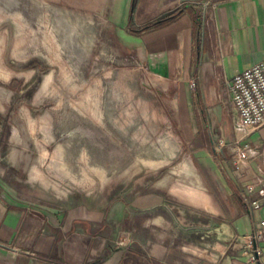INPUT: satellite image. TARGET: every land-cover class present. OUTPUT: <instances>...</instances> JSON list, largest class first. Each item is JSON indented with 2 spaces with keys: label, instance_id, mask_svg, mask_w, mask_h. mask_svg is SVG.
<instances>
[{
  "label": "crops",
  "instance_id": "obj_1",
  "mask_svg": "<svg viewBox=\"0 0 264 264\" xmlns=\"http://www.w3.org/2000/svg\"><path fill=\"white\" fill-rule=\"evenodd\" d=\"M48 1L74 34L97 38L94 50L130 56L135 84L161 102L196 173L188 163V182L154 171L59 200L17 193L7 175L12 117L33 101V81L20 76L28 66L6 60L4 40L0 264H264V121L237 127L230 88L264 59V0ZM235 146L247 152L238 168Z\"/></svg>",
  "mask_w": 264,
  "mask_h": 264
},
{
  "label": "rangeland",
  "instance_id": "obj_2",
  "mask_svg": "<svg viewBox=\"0 0 264 264\" xmlns=\"http://www.w3.org/2000/svg\"><path fill=\"white\" fill-rule=\"evenodd\" d=\"M61 17L48 0H0V46L11 42L6 60L28 66L20 76L33 81L25 92L34 94L12 117L9 187L59 200L154 171L192 180L190 156L161 102L135 84L130 56L94 50L97 38L74 34Z\"/></svg>",
  "mask_w": 264,
  "mask_h": 264
},
{
  "label": "built area",
  "instance_id": "obj_3",
  "mask_svg": "<svg viewBox=\"0 0 264 264\" xmlns=\"http://www.w3.org/2000/svg\"><path fill=\"white\" fill-rule=\"evenodd\" d=\"M232 100L238 114L237 127L258 126L264 121V59L237 72L230 82ZM247 155L245 147L234 148L232 162L235 168ZM251 187L247 191H251ZM253 207H259L256 199H250ZM264 232V220L260 221ZM120 242H123L120 240ZM251 244H249L250 246ZM253 258V256H252Z\"/></svg>",
  "mask_w": 264,
  "mask_h": 264
}]
</instances>
